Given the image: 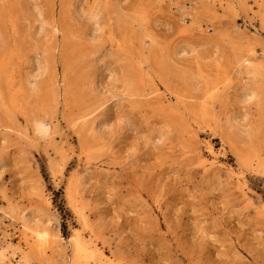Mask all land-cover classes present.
<instances>
[{"label": "rangeland", "instance_id": "rangeland-1", "mask_svg": "<svg viewBox=\"0 0 264 264\" xmlns=\"http://www.w3.org/2000/svg\"><path fill=\"white\" fill-rule=\"evenodd\" d=\"M0 32L2 264L21 215L45 264H264V0H0Z\"/></svg>", "mask_w": 264, "mask_h": 264}, {"label": "bare ground", "instance_id": "bare-ground-1", "mask_svg": "<svg viewBox=\"0 0 264 264\" xmlns=\"http://www.w3.org/2000/svg\"><path fill=\"white\" fill-rule=\"evenodd\" d=\"M223 1V0H222ZM231 2V1H230ZM93 16V15H92ZM94 17V16H93ZM93 17H92V19H93ZM96 17V16H95ZM96 19V18H95ZM99 19V18H98ZM94 20V19H93ZM43 22H45L44 20H41V23H43ZM46 23V22H45ZM44 23V25H45V27H46V25H47V23L45 24ZM39 24H40V22H39ZM93 25V24H92ZM40 27V26H39ZM93 28H94V30L95 31H97V30H99L100 29V27H101V25H100V22H99V20H95L94 21V26H92ZM42 28H43V25H42ZM56 28V27H55ZM39 29H41V28H39ZM92 30V29H91ZM40 31H42V29L40 30ZM44 31V30H43ZM93 31V30H92ZM95 31H93V32H95ZM100 31V30H99ZM2 32V31H1ZM0 32V33H1ZM204 34V33H203ZM2 35V34H1ZM201 36V35H200ZM1 37V36H0ZM202 37H203V35H202ZM4 38V37H3ZM3 41H1V43H2ZM3 44H4V42H3ZM4 46V45H3ZM42 64H40V66H41ZM40 66H35V68H37L38 70H39V68H40ZM161 68V67H160ZM41 69V68H40ZM216 69V68H215ZM233 69V68H232ZM199 70V69H198ZM220 70V69H219ZM200 71V70H199ZM198 71V72H199ZM216 71H217V69H216ZM215 71V73H217ZM222 71V70H221ZM233 71V70H232ZM36 72H38V71H36ZM201 73H202V71H200ZM208 72V71H207ZM212 72V71H211ZM225 72V71H224ZM224 72H222V73H224ZM227 72V71H226ZM235 72V71H234ZM237 72V71H236ZM209 73V72H208ZM207 73V74H208ZM221 73V74H222ZM37 74V73H36ZM203 74V73H202ZM210 74H213V72L212 73H210ZM220 74V73H219ZM227 74H229L230 75V73H227ZM224 75V74H223ZM228 75V76H229ZM226 76V75H225ZM214 77V76H213ZM209 78V77H208ZM207 78V79H208ZM216 78V77H215ZM226 79H228V78H226ZM205 81V80H204ZM213 81V80H212ZM29 82V81H28ZM206 82V81H205ZM205 82H204V84H205ZM30 83V82H29ZM203 84V85H204ZM29 85H31V84H29ZM36 86V85H35ZM206 87V86H205ZM34 88V87H33ZM204 88V87H203ZM216 88V87H215ZM207 89H208V87H207ZM211 90H213V89H211ZM21 91H22V89H21ZM33 92L34 91H36L35 90V88H34V90H32ZM202 91V90H201ZM204 91V90H203ZM23 92V91H22ZM204 92H207L206 90L204 91ZM203 92V93H204ZM202 93V92H201ZM209 94V93H208ZM211 94V93H210ZM209 94V95H210ZM201 95V94H200ZM204 95H207L206 93L204 94ZM202 96H203V94H202ZM169 105V104H168ZM162 106H163V104H162ZM167 106V105H166ZM215 107V106H214ZM158 108V107H157ZM164 108V107H163ZM175 108V107H174ZM169 109V108H168ZM164 110V109H163ZM166 110V109H165ZM171 110H173V112H175V113H173V114H176V110L174 111V109L173 108H171ZM165 114H167V112L165 113ZM171 116V115H170ZM173 116V115H172ZM175 116V115H174ZM198 116V115H197ZM219 116V115H218ZM176 117V116H175ZM171 118V117H170ZM205 118V117H204ZM173 119V118H172ZM177 119V118H176ZM175 119V120H176ZM206 119V118H205ZM34 120V119H33ZM220 120V119H219ZM38 121V120H37ZM32 122H35V121H32ZM41 122V121H40ZM221 122H222V120H221ZM42 123V122H41ZM224 123V122H223ZM33 125H34V123H33ZM219 125H220V123H219ZM222 125V124H221ZM220 125V126H221ZM226 125H227V123H226ZM256 126H258L259 127V125H256ZM262 126V125H261ZM35 127V126H34ZM37 127V126H36ZM254 127V126H253ZM263 127V126H262ZM46 128V127H45ZM45 128H44V126L43 125H41V124H38V127H37V130L40 132V133H44V132H41V131H44L45 130ZM34 130V129H33ZM250 130V129H249ZM37 131V132H38ZM47 131V130H46ZM256 131H257V129H256ZM228 132V131H227ZM261 132V131H260ZM220 133V132H219ZM257 133V132H256ZM259 133V132H258ZM242 134V133H241ZM246 134V133H245ZM248 134H246V136H247ZM241 136V135H240ZM254 136V135H253ZM256 137H258V136H256ZM260 137V136H259ZM227 139V138H226ZM229 139V138H228ZM257 139V138H256ZM260 139H262V138H260ZM233 140V139H232ZM251 140V139H250ZM229 141H231V139L229 140ZM248 141H249V139H248ZM235 142V141H234ZM251 142H252V140H251ZM251 143H249V145H250ZM252 144H253V142H252ZM245 146V145H244ZM251 146V145H250ZM257 146H258V144H257ZM211 147V146H210ZM249 150L248 151H250V148H248ZM252 152V151H251ZM250 152V153H251ZM248 153V152H247ZM250 153H248L247 154V156H249L250 155ZM253 153V152H252ZM245 155V154H244ZM245 157H246V155H245ZM252 157V155H250L249 156V158H251ZM248 159V158H247ZM256 160V159H255ZM250 161V160H249ZM253 161V160H252ZM1 162V161H0ZM1 165V164H0ZM3 165V164H2ZM251 165V164H250ZM251 168V167H250ZM24 214V213H23ZM22 217H21V220H22V223H23V227H24V240L27 242L29 239H31L32 240V242H31V244L29 245L30 247L28 248V250L26 251V252H24L23 253V256H22V261H24V263L26 264L27 262H30V261H32V260H34V259H37L38 261H40V263L41 264H45V252H46V249H47V241H48V232L45 230V229H41V228H39L37 225V221H35L34 223H32V221L30 222V221H27L28 220V218H27V220H25L26 219V217L24 216V215H21ZM27 217H29V216H27ZM29 238V239H28ZM29 242V243H30ZM49 243V242H48ZM72 243H73V258H74V262H75V264H76V262H78L77 264H79V262H80V260H81V258H83V257H85V256H87V248H86V246H84V243L81 241V239L79 238V236H78V234H76V235H74L73 236V240H72ZM27 244V243H26ZM88 247V246H87ZM5 248V247H4ZM4 248H1V250H0V264H2L4 261H5V259H6V257H7V255L8 254H6V248L4 249ZM22 249V248H21ZM48 250V249H47ZM91 251V250H90ZM49 253V252H48ZM47 256V255H46ZM89 256V255H88ZM86 259V258H85ZM90 259V258H89ZM93 259V258H92ZM49 260H51V259H49ZM107 259H105V261H106ZM7 261H8V259H7ZM20 261V260H19ZM86 262H87V260H85ZM107 263H108V261H107ZM5 264V263H4ZM30 264V263H29ZM81 264V263H80Z\"/></svg>", "mask_w": 264, "mask_h": 264}]
</instances>
